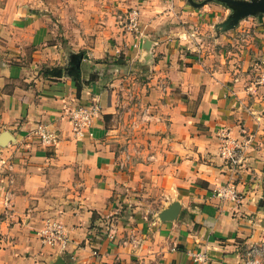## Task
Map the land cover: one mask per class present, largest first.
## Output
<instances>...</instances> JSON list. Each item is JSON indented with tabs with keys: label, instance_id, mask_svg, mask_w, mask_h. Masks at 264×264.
<instances>
[{
	"label": "crops",
	"instance_id": "1",
	"mask_svg": "<svg viewBox=\"0 0 264 264\" xmlns=\"http://www.w3.org/2000/svg\"><path fill=\"white\" fill-rule=\"evenodd\" d=\"M231 13L218 1L0 0V264L244 263L264 241V13L223 30ZM119 89L155 120L126 167ZM94 100L102 113L78 139L69 110ZM41 123L57 145L35 136ZM223 129L256 136L236 170L219 154ZM225 186L241 199L217 196ZM174 203L177 218L162 219ZM52 217L65 251L40 241Z\"/></svg>",
	"mask_w": 264,
	"mask_h": 264
},
{
	"label": "built area",
	"instance_id": "2",
	"mask_svg": "<svg viewBox=\"0 0 264 264\" xmlns=\"http://www.w3.org/2000/svg\"><path fill=\"white\" fill-rule=\"evenodd\" d=\"M140 12L138 9H132L127 17L128 26L130 30H139L140 24ZM246 32V31H245ZM247 32L246 34H248ZM260 82L264 84V70L260 78ZM130 92V91H129ZM131 93V92H130ZM129 100L133 99L131 93L128 97ZM145 113L143 118L147 121L154 118L153 112L148 106H145ZM102 113L101 104L94 100L88 105H81L69 110V118L72 123V131L75 137L83 139L93 126L95 121ZM34 134L39 138V141L44 145H57L60 136L57 128L50 126L49 124L41 123L34 130ZM221 142L219 145V154L222 158L227 160L234 170L243 166L245 160V153L249 150V146L255 143V135H247L244 138L232 137L230 132L223 129L219 133ZM264 143V139H262ZM131 154H123L119 162L120 166L126 167L131 161ZM7 162V160H3ZM11 169V164L9 165ZM217 196L223 198H230L232 200H240L241 194L236 190L234 186H225L217 189ZM43 226L37 231L40 241L43 245L51 246L54 249L62 252L68 247L70 237L65 224L58 218H47L43 222ZM116 228L112 226L110 230L111 237H114ZM192 256L194 260L205 262L207 256L202 252H193ZM243 264H264V241L251 244L245 252V258Z\"/></svg>",
	"mask_w": 264,
	"mask_h": 264
},
{
	"label": "water",
	"instance_id": "3",
	"mask_svg": "<svg viewBox=\"0 0 264 264\" xmlns=\"http://www.w3.org/2000/svg\"><path fill=\"white\" fill-rule=\"evenodd\" d=\"M212 1L221 2L232 9V13L230 14V16L220 24V27L223 30H230L235 28L242 19L248 16H254L260 13H264V0H202L199 2L197 0H189V2L194 7H202L203 5ZM82 58V54L76 56V64L78 67L81 64ZM8 137L9 132H6V134H4V136L2 137V140H4V142H9L11 139H9ZM180 209V204L174 203L170 208L165 209L162 212L161 218L164 220L175 219L179 215Z\"/></svg>",
	"mask_w": 264,
	"mask_h": 264
},
{
	"label": "rangeland",
	"instance_id": "4",
	"mask_svg": "<svg viewBox=\"0 0 264 264\" xmlns=\"http://www.w3.org/2000/svg\"><path fill=\"white\" fill-rule=\"evenodd\" d=\"M263 14V13H260ZM258 14V15H260ZM257 15V16H258ZM251 34V33H250ZM259 62H261V60H258ZM133 94V99L129 100L128 97L131 94L130 92ZM134 90H125L123 91L122 89H119V93L120 94V100H121V111H120V119L119 122L122 124L121 126V131L123 133V138L126 139V141L124 143H122L121 145V153L122 154H131L132 156L138 155L140 153V150L143 149L142 144V140L144 139L143 136H140L139 131L146 129L147 128V124H148V128L149 129V125L155 121L154 119L149 120L148 122L143 118L144 113H145V106L142 108H139V106H137L138 108H132L130 110L129 108V103L123 104L122 101L123 100H128V102H133L135 103L136 99H137V94L135 96V93L133 92ZM131 102V103H132ZM127 118V120H126ZM132 118V119H131ZM131 120V121H130ZM129 140L133 141V148L130 149V144H129ZM149 141V139H147ZM152 153V152H151ZM151 155V154H150Z\"/></svg>",
	"mask_w": 264,
	"mask_h": 264
},
{
	"label": "trees",
	"instance_id": "5",
	"mask_svg": "<svg viewBox=\"0 0 264 264\" xmlns=\"http://www.w3.org/2000/svg\"><path fill=\"white\" fill-rule=\"evenodd\" d=\"M59 74H61V71H58Z\"/></svg>",
	"mask_w": 264,
	"mask_h": 264
}]
</instances>
